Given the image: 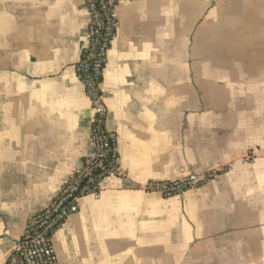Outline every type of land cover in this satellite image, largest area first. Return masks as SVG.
Masks as SVG:
<instances>
[{"label": "crops", "instance_id": "obj_1", "mask_svg": "<svg viewBox=\"0 0 264 264\" xmlns=\"http://www.w3.org/2000/svg\"><path fill=\"white\" fill-rule=\"evenodd\" d=\"M115 20L100 91L130 183L79 200L57 263L264 264V0L121 1ZM87 27L82 0H0V264L91 152Z\"/></svg>", "mask_w": 264, "mask_h": 264}, {"label": "built area", "instance_id": "obj_2", "mask_svg": "<svg viewBox=\"0 0 264 264\" xmlns=\"http://www.w3.org/2000/svg\"><path fill=\"white\" fill-rule=\"evenodd\" d=\"M121 1L133 0H82L88 15L87 42L81 50L75 72L92 110L91 152L70 174L56 196L28 219L23 236L6 264H58L52 239L65 220L77 213L79 200L84 197L99 200L111 180H119L124 186L130 183L119 165L117 136L105 128L100 91L106 54L115 33V9ZM191 185L193 182L189 178L155 181L148 183L145 190L170 198L181 195Z\"/></svg>", "mask_w": 264, "mask_h": 264}]
</instances>
